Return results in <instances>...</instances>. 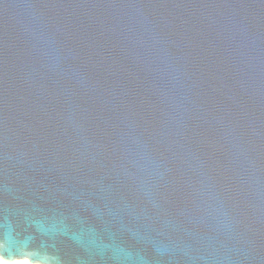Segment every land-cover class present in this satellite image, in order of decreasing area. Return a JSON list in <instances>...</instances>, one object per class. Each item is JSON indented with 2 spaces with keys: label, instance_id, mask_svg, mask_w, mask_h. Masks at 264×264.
I'll return each mask as SVG.
<instances>
[{
  "label": "water",
  "instance_id": "1",
  "mask_svg": "<svg viewBox=\"0 0 264 264\" xmlns=\"http://www.w3.org/2000/svg\"><path fill=\"white\" fill-rule=\"evenodd\" d=\"M5 247L264 264V0H0Z\"/></svg>",
  "mask_w": 264,
  "mask_h": 264
},
{
  "label": "clouds",
  "instance_id": "2",
  "mask_svg": "<svg viewBox=\"0 0 264 264\" xmlns=\"http://www.w3.org/2000/svg\"><path fill=\"white\" fill-rule=\"evenodd\" d=\"M15 251L12 248L5 247L0 251V264H33V261L25 258L22 262L15 259ZM8 257V259H5Z\"/></svg>",
  "mask_w": 264,
  "mask_h": 264
},
{
  "label": "bare ground",
  "instance_id": "3",
  "mask_svg": "<svg viewBox=\"0 0 264 264\" xmlns=\"http://www.w3.org/2000/svg\"><path fill=\"white\" fill-rule=\"evenodd\" d=\"M25 258H21V259H16V260H19V261H23ZM33 264H41V263H33Z\"/></svg>",
  "mask_w": 264,
  "mask_h": 264
},
{
  "label": "snow or ice",
  "instance_id": "4",
  "mask_svg": "<svg viewBox=\"0 0 264 264\" xmlns=\"http://www.w3.org/2000/svg\"><path fill=\"white\" fill-rule=\"evenodd\" d=\"M5 259H8V257H5Z\"/></svg>",
  "mask_w": 264,
  "mask_h": 264
}]
</instances>
